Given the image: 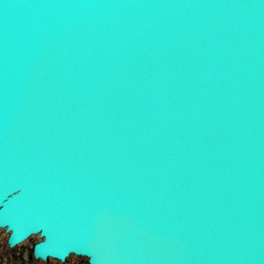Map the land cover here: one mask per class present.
Listing matches in <instances>:
<instances>
[{
  "label": "water",
  "instance_id": "1",
  "mask_svg": "<svg viewBox=\"0 0 264 264\" xmlns=\"http://www.w3.org/2000/svg\"><path fill=\"white\" fill-rule=\"evenodd\" d=\"M0 228L88 264H264V0H0Z\"/></svg>",
  "mask_w": 264,
  "mask_h": 264
},
{
  "label": "rangeland",
  "instance_id": "2",
  "mask_svg": "<svg viewBox=\"0 0 264 264\" xmlns=\"http://www.w3.org/2000/svg\"><path fill=\"white\" fill-rule=\"evenodd\" d=\"M6 237L7 233L0 229V264H88L87 259L79 255H70L65 261L33 258L31 246L38 240L37 235L29 237L14 248L7 245Z\"/></svg>",
  "mask_w": 264,
  "mask_h": 264
},
{
  "label": "bare ground",
  "instance_id": "3",
  "mask_svg": "<svg viewBox=\"0 0 264 264\" xmlns=\"http://www.w3.org/2000/svg\"><path fill=\"white\" fill-rule=\"evenodd\" d=\"M0 229H3V228H0ZM3 230H4V229H3ZM4 231H5V230H4ZM33 235H36V234H33ZM33 235H32V236H33ZM19 244H20V243H19ZM17 245H18V244H17ZM17 245H16V246H17ZM16 246H14V247H16ZM14 247H13V248H14Z\"/></svg>",
  "mask_w": 264,
  "mask_h": 264
}]
</instances>
